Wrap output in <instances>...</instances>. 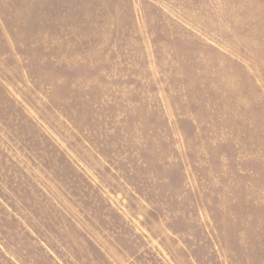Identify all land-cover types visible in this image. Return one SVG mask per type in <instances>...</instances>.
I'll return each instance as SVG.
<instances>
[{
	"label": "rangeland",
	"instance_id": "obj_1",
	"mask_svg": "<svg viewBox=\"0 0 264 264\" xmlns=\"http://www.w3.org/2000/svg\"><path fill=\"white\" fill-rule=\"evenodd\" d=\"M0 264H264V0H0Z\"/></svg>",
	"mask_w": 264,
	"mask_h": 264
}]
</instances>
